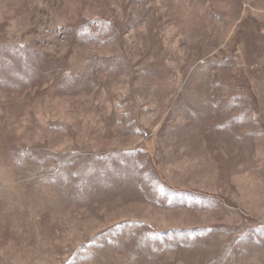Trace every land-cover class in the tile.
<instances>
[{"label": "rangeland", "instance_id": "obj_1", "mask_svg": "<svg viewBox=\"0 0 264 264\" xmlns=\"http://www.w3.org/2000/svg\"><path fill=\"white\" fill-rule=\"evenodd\" d=\"M0 264H264V0H0Z\"/></svg>", "mask_w": 264, "mask_h": 264}]
</instances>
